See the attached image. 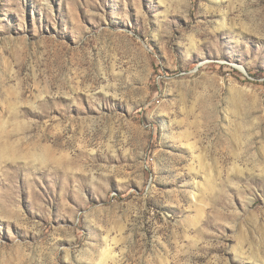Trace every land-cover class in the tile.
<instances>
[{"label": "rangeland", "instance_id": "1", "mask_svg": "<svg viewBox=\"0 0 264 264\" xmlns=\"http://www.w3.org/2000/svg\"><path fill=\"white\" fill-rule=\"evenodd\" d=\"M0 264H264V0H0Z\"/></svg>", "mask_w": 264, "mask_h": 264}]
</instances>
